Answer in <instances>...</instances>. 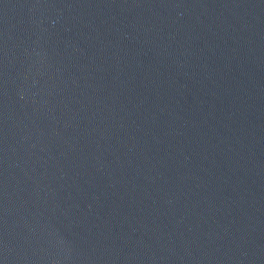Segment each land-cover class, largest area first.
Here are the masks:
<instances>
[{
  "label": "water",
  "instance_id": "water-1",
  "mask_svg": "<svg viewBox=\"0 0 264 264\" xmlns=\"http://www.w3.org/2000/svg\"><path fill=\"white\" fill-rule=\"evenodd\" d=\"M0 264H264V0H0Z\"/></svg>",
  "mask_w": 264,
  "mask_h": 264
}]
</instances>
